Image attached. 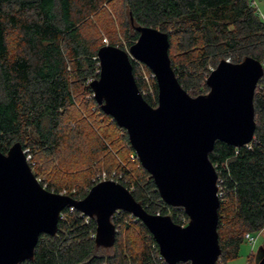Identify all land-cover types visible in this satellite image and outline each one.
<instances>
[{
	"label": "trees",
	"instance_id": "16d2710c",
	"mask_svg": "<svg viewBox=\"0 0 264 264\" xmlns=\"http://www.w3.org/2000/svg\"><path fill=\"white\" fill-rule=\"evenodd\" d=\"M122 1L130 24L125 31L127 47L138 39L136 27L166 33L172 70L190 97L208 93L205 81L222 60L238 64L248 57L263 66L253 97L252 142L234 148L216 141L208 155L223 188L217 226L221 253L216 264H227L237 259L245 234L264 230V22L252 0ZM101 3L0 0V152L6 154L17 142L23 150L30 148L39 161L33 174L44 176L41 186L46 185L48 192L73 190L69 195L77 201L97 184V174H114L147 213L169 214L173 223L185 226L189 220L183 210L160 200L137 158L118 161L122 155L105 132L113 127L124 133L121 148L134 154L126 132L103 114L90 88L99 76L98 50L124 49L120 43L103 44L99 37L84 33L82 23ZM130 61L139 92L150 88L152 93L142 96L156 107L152 73L142 65L149 79L145 85L140 67ZM62 213L56 235H41L32 259L19 264H166L158 259L153 237L128 213L111 217L116 236L110 249L96 246L90 237L96 229L94 218L68 208Z\"/></svg>",
	"mask_w": 264,
	"mask_h": 264
},
{
	"label": "water",
	"instance_id": "95a60500",
	"mask_svg": "<svg viewBox=\"0 0 264 264\" xmlns=\"http://www.w3.org/2000/svg\"><path fill=\"white\" fill-rule=\"evenodd\" d=\"M137 41L128 51L103 46L97 52L98 78L90 84L92 97L106 116L126 132L128 143L150 175L160 200L181 208L188 218L180 226L169 216L147 213L116 181L97 182L81 200L48 192L35 178L22 144L0 152V264L32 259L41 235L54 236L59 215L74 208L94 218V243L111 248L116 230L111 217L131 215L153 237L166 264H216L218 242L217 174L208 159L216 141L241 148L255 131L253 97L262 64L220 61L198 97L181 87L171 67L168 35L155 28L136 27ZM152 73L157 105L151 107L139 92L131 61ZM257 264H264L263 256Z\"/></svg>",
	"mask_w": 264,
	"mask_h": 264
},
{
	"label": "rangeland",
	"instance_id": "374dc122",
	"mask_svg": "<svg viewBox=\"0 0 264 264\" xmlns=\"http://www.w3.org/2000/svg\"><path fill=\"white\" fill-rule=\"evenodd\" d=\"M255 4L256 6H254L256 9H258L263 15H264V0H255ZM100 6V7H99ZM99 9L94 13L91 14L87 17V19L85 20L84 23H82V29L84 31L85 34L87 35H92V36H97L101 39V42L103 44H108L109 41H113L115 43H120L121 46L124 48V50L128 51V47H127V33L125 35V31L126 29L129 30V22H128V16H127V10L125 8V5L123 3L122 0H102V3L98 5ZM131 34V32H129V35ZM138 66L140 67V71L142 74V79L144 80V82L146 83L145 85L149 84V79L147 77V75L145 74V72L142 69V64L137 63ZM143 93L145 96L149 95L152 93H150L149 90L143 89ZM142 94V93H141ZM207 94V93H206ZM143 95V94H142ZM86 97V96H83ZM82 96L79 98L80 102L82 101ZM87 99H89V97L87 96ZM84 100V99H83ZM77 104L78 106V110L80 111V104ZM81 112V111H80ZM83 115V114H81ZM85 116V115H83ZM112 121V119H111ZM110 122H105V125L108 124ZM105 132L107 134L111 135V138L113 140H115V147H117V149H119L120 153L122 156H120V154H118V161L119 162H126L125 158H129L131 160L130 157H128L129 155L125 152V149H122L121 147L124 146V143L122 142V132H119L118 130L114 129L113 127H108L105 128ZM109 141V140H108ZM113 147V146H112ZM23 151L26 152V157L29 156V160H27L29 166H34V169H32V171H38V160L37 158L31 153V149L30 148H26ZM116 152V151H115ZM125 159V160H124ZM129 168H131V165H128ZM134 167V166H133ZM102 174H97L96 176H100L99 178H95V180H99L101 181H108V180H112V181H116V176L114 174L108 176L106 174L105 178L103 179V175ZM39 182H43L44 181V176L39 175L38 178H36ZM98 181V182H99ZM47 184V183H46ZM46 186V185H44ZM62 190H60L59 192H61ZM59 192H51V193H55V194H59ZM169 216V214H168ZM184 226V225H183ZM120 230L119 233L121 232L122 234L123 232V228L118 229ZM255 237H257L255 244L252 246L247 242H243L239 248V252H238V257L237 259H234L232 261H229L227 264H257L260 259L263 256V244H264V230L260 231L259 234L254 235ZM250 256H252L251 259Z\"/></svg>",
	"mask_w": 264,
	"mask_h": 264
},
{
	"label": "built area",
	"instance_id": "2783aa9c",
	"mask_svg": "<svg viewBox=\"0 0 264 264\" xmlns=\"http://www.w3.org/2000/svg\"><path fill=\"white\" fill-rule=\"evenodd\" d=\"M252 4L254 5V6H256V4H255V0H252ZM257 11L256 12H258V14H259V16H260V18H261V20L264 22V15L258 10V9H256ZM151 76L153 77V75L151 74ZM154 78V77H153ZM149 91H150V93H151V90H150V88H149ZM142 94L144 95V93L142 92ZM141 94V95H142ZM249 144H247V145H245L246 147L248 146ZM25 154H26V152L25 151H23ZM26 156V155H25ZM130 158H131V160L132 161H134L135 160V158H137L136 156H135V154H131L130 156H129ZM29 156H27L26 157V160H29ZM103 176V179L105 178V175L103 174L102 175ZM100 176H98L97 178H99ZM99 181V180H98ZM104 181V180H103ZM100 182V181H99ZM216 186H217V197H218V199L220 200L222 197H223V188H222V181L221 180H218V178H217V182H216ZM44 188H45V186H43ZM74 191L72 190V191H67V190H62L61 192H59V195H61V196H68V197H70V195H69V193H73ZM167 206V205H166ZM68 210L70 211V212H72V211H74L75 209L74 208H68ZM120 213V211H118V212H116L115 214H119ZM114 214V215H115ZM80 215L82 216V217H85L84 215H82L81 213H80ZM155 215H157V216H160V214L159 213H157V214H155ZM129 217H131V218H133L131 215H129ZM63 218V213L61 212L60 213V215H59V219H62ZM86 219H89V218H87V217H85ZM134 219V218H133ZM135 220V219H134ZM136 221V220H135ZM92 239H94L95 238V233H93L91 236H90ZM256 239H257V237H255L254 235H252V234H249V233H247V234H245L244 235V241L245 242H247V243H249L250 245H254L255 244V242H256ZM158 259L159 260H163L162 259V257L159 255L158 256Z\"/></svg>",
	"mask_w": 264,
	"mask_h": 264
}]
</instances>
